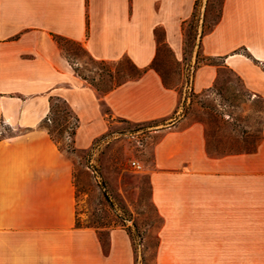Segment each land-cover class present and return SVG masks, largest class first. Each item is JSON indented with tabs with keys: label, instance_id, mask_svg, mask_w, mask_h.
<instances>
[{
	"label": "crops",
	"instance_id": "obj_1",
	"mask_svg": "<svg viewBox=\"0 0 264 264\" xmlns=\"http://www.w3.org/2000/svg\"><path fill=\"white\" fill-rule=\"evenodd\" d=\"M194 2L0 0V118L15 131L0 138V264H135L126 229H109L105 245L95 227L77 226L74 158L43 125L51 96L65 99L79 117L78 149L90 147L117 117L165 125L155 130L149 172L162 218L157 264L264 260V0H224L221 19L184 60V21ZM158 27L186 70L198 50L226 55L227 66L261 98V140L254 151L214 156L205 123L183 118L187 93L211 88L219 66H198L188 88L166 87L149 68L101 93L75 72L54 38L81 43L95 59L129 57L145 68L157 52Z\"/></svg>",
	"mask_w": 264,
	"mask_h": 264
},
{
	"label": "rangeland",
	"instance_id": "obj_2",
	"mask_svg": "<svg viewBox=\"0 0 264 264\" xmlns=\"http://www.w3.org/2000/svg\"><path fill=\"white\" fill-rule=\"evenodd\" d=\"M214 1H201L198 9L200 17L206 10L208 19L212 17ZM193 24L191 37L196 33L197 21ZM59 44L75 72L89 80H95L103 87L120 80L119 67L128 66L126 57L102 64L72 41H60ZM190 50L191 46L188 45L186 60L191 54ZM159 64L171 80L179 84L178 87H182V84L189 87L191 80L189 84L185 83L189 71L162 44ZM124 78L128 79L127 76ZM187 94L191 102L186 105L183 118L205 123L210 154L221 156L239 151L250 152L257 148L263 121L262 100L255 97L235 73L219 66L216 83L211 90H204L199 94L190 91ZM201 101L215 107L216 111L203 108ZM53 103L55 112L51 115V121L46 120L43 125L54 132L60 148L65 150L71 141L65 129L72 125L74 119L62 100H53ZM156 123L158 121L134 122L117 117L111 121L106 132L94 139L90 147L69 152L74 158L77 226L95 227L105 245L109 229L118 227L127 230L129 227L134 244L135 264H157V230L162 218L152 200L149 172L153 167V149L158 140L155 130L165 128V125L156 126ZM14 133L0 118V138ZM133 161L141 164V167L133 165ZM209 188L213 189V186ZM214 188L222 191L225 189L223 186ZM213 192L218 194L219 191ZM183 263L264 264V260L219 258L184 260Z\"/></svg>",
	"mask_w": 264,
	"mask_h": 264
},
{
	"label": "trees",
	"instance_id": "obj_3",
	"mask_svg": "<svg viewBox=\"0 0 264 264\" xmlns=\"http://www.w3.org/2000/svg\"><path fill=\"white\" fill-rule=\"evenodd\" d=\"M201 1L202 0H195L192 16L188 20L184 21V27H185L184 53L185 54H186L188 45L191 46V50H190L191 52H193V49H194V47L196 45H198V47L200 48L203 36L213 30V28L219 22V20L221 19V16H222L224 0H215L214 1V14L212 15V17L210 19H208L207 10L203 13L202 17H200V15L198 14V9H199V6L201 4ZM201 19H202V22L200 23ZM195 21H197V24L195 25L196 26V33H195L194 37H191V29H192V26L194 25L193 23ZM199 26L201 27L200 32H199ZM155 35H156V38H157L159 44H158V47H157V52H156L155 58L151 62L150 66L149 67H145V68H140L129 57H126V61L128 63V66H125V67L122 66V67H119V69H118L119 77L121 79L120 80H116L112 85H110L108 87H103L101 84L97 83L95 80L94 81L89 80L86 76H83L82 74L78 73L77 71H76V73L78 75H80L82 78L86 79L88 83L93 85L101 93H106V92L116 88L117 86L121 85L125 81L129 80V78L133 79V78L140 77L149 68H152V69L156 70L160 74L162 82H163V84L166 87H168V88H179L178 87L179 84L173 82L171 80L169 74L166 73L165 70H163V68H161V66L159 64L160 44L166 46L168 48V50L174 56V53H173L172 49L168 46V44L165 41L164 29L161 28V27L156 28L155 29ZM54 38L58 42H60V41H72V42L76 43L79 47H81L83 50H85L87 52V50L82 46V44L77 42V41H74V40H71V39H69L67 37H63V36H59V35H55ZM242 50H243V47H239V48L235 49V52H242ZM89 56L92 59H94L96 61H99L102 64L108 63V61H105V60L95 59L90 54H89ZM249 56H251V55H249ZM226 57H227L226 55H206V54H203L200 50H198L195 64L193 66L189 65L187 67V70L189 72L187 73L186 82L185 83L189 84V82L191 80V77L193 75V72L195 71V69L198 66H200L202 64H213V65H217V66H221V67L227 68L231 72L235 73L237 78L240 81H242L241 78L238 76V74L233 69H231L230 67L227 66ZM184 60H186V57H184ZM254 60L256 61V59H254ZM177 62H179V61H177ZM190 72H192V73H190ZM181 73L183 74V68H182V72ZM110 76H111V74H110ZM125 76H127L128 79L124 78ZM182 85H184V84H182ZM214 86H215V84L211 88L207 89V91L211 90ZM191 92L193 94H197V93H195L193 91H191ZM187 96L189 97L188 94H187ZM53 100H62V102L65 104V108H66L67 112L74 119V122L72 123V125L68 126L65 129V131L68 133V136L70 137V140H71L70 144H68L66 146L65 150L68 151V152L73 153V152H75L78 149L75 146V144H74V136L76 134L77 127L79 126V117L74 113V111L72 110V108L69 106V104L67 103V101L65 99H62L59 96H51L50 97V114H49V117L46 120L51 121V115L54 114V112H55ZM186 101H187V99L185 98L184 104H183L184 105L183 115H184V113H185L184 111L186 109ZM200 103H201V106L203 108H207V109H209L211 111H216L215 107H212L210 105L204 104L202 101ZM152 121L156 122L157 120H152ZM154 125H157V123L154 124ZM47 130H48V133L51 136V138L58 144V139L56 138L54 132L51 131L49 128H47ZM261 130H262V128H261ZM127 232L131 236V232H130V228L129 227L127 228ZM131 238H132V236H131Z\"/></svg>",
	"mask_w": 264,
	"mask_h": 264
},
{
	"label": "built area",
	"instance_id": "obj_4",
	"mask_svg": "<svg viewBox=\"0 0 264 264\" xmlns=\"http://www.w3.org/2000/svg\"><path fill=\"white\" fill-rule=\"evenodd\" d=\"M132 163H133V165H135V166H137V167H141V164L136 163V161H133Z\"/></svg>",
	"mask_w": 264,
	"mask_h": 264
}]
</instances>
